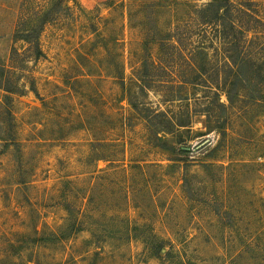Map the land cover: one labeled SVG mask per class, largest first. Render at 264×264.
I'll use <instances>...</instances> for the list:
<instances>
[{
  "label": "rangeland",
  "instance_id": "374dc122",
  "mask_svg": "<svg viewBox=\"0 0 264 264\" xmlns=\"http://www.w3.org/2000/svg\"><path fill=\"white\" fill-rule=\"evenodd\" d=\"M210 1L0 0V264H264V36L210 129Z\"/></svg>",
  "mask_w": 264,
  "mask_h": 264
},
{
  "label": "trees",
  "instance_id": "16d2710c",
  "mask_svg": "<svg viewBox=\"0 0 264 264\" xmlns=\"http://www.w3.org/2000/svg\"><path fill=\"white\" fill-rule=\"evenodd\" d=\"M242 1V0H241ZM253 0H244L248 2L247 4L241 2H234V0H211L205 7L198 11V17L192 18L191 23L188 21L184 24L185 27H189L193 22H198L200 27L205 30H215L218 32L216 36V42L219 43V48L224 55V64L222 67H218L216 71L217 76L219 77L224 73L226 77L225 83L213 84V87H209L210 91L213 92L212 102L205 109L199 111L204 112L208 118V127L211 129H223L225 122L227 120V114L237 100L241 97V92L250 91L251 84L245 85L242 84L239 86L235 82H230L229 79H248L249 75L253 76L251 80L255 82V71H253L254 61V40H258L264 36V22L262 19L258 18L259 15L252 10L254 6ZM254 23H257V27L254 26ZM20 33L16 29L17 36L15 40H21L26 44L30 45L29 50L33 51L36 59H39L44 55L40 45L39 40L34 36L30 35V31ZM36 39V40H35ZM178 46L182 47V43L177 42ZM193 46L194 50L197 51H206L207 47L204 42L190 44ZM210 48V46H209ZM264 49V47L262 48ZM17 53V50L13 49V54ZM207 55V52H202ZM203 65V66H202ZM195 64L191 62L190 68L196 67L197 71L200 69L206 73L207 69L203 64ZM12 67V66H11ZM203 67V68H202ZM199 68V69H198ZM195 70V71H196ZM12 74L8 65L0 57V81L1 88L7 93H18L16 88L11 87L10 85H4V81L8 75ZM14 75V73H13ZM251 83V82H250ZM259 83V81L257 82ZM255 88L257 86H254ZM223 90L225 92L229 106L221 100L220 92ZM251 95L253 96L254 92L259 90H251ZM249 97V99H256L255 97ZM7 97V96H6ZM160 115L157 114V116ZM188 122H180L178 119H173L170 121L171 125L175 127H185L188 126ZM184 151V150H183Z\"/></svg>",
  "mask_w": 264,
  "mask_h": 264
}]
</instances>
